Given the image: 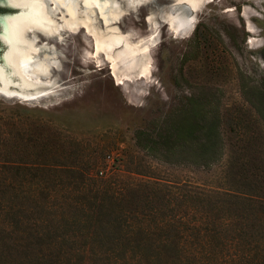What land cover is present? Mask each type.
I'll use <instances>...</instances> for the list:
<instances>
[{"label":"rangeland","instance_id":"rangeland-1","mask_svg":"<svg viewBox=\"0 0 264 264\" xmlns=\"http://www.w3.org/2000/svg\"><path fill=\"white\" fill-rule=\"evenodd\" d=\"M185 3L107 0V12L116 15L105 25L95 6L72 0L75 17L88 16L101 31L115 26L133 41L153 35L147 78L116 83L104 54L93 55V36L83 26L52 35L26 33L36 47L29 68L50 62L35 76L43 92L28 99L0 92V164L12 167L2 173L11 180L0 195L10 209L19 207L16 227L35 229L28 241L21 239V260L12 257L3 264L55 262L43 254L65 248L51 245L61 237L41 233L60 229L73 212L77 217L100 212V222L87 221L88 229L104 234L92 238L116 244L123 235L110 236L112 207L118 216H131L132 227L143 221L148 227L165 224L159 241H206L212 264H264V124L246 100L264 76V0H204L193 11ZM45 4L48 15L61 21L64 7ZM16 11L0 8L2 14ZM176 11L193 20L178 35L167 25ZM3 48L0 41V55ZM190 96L209 99L220 116L222 156L205 168L165 162L136 142L138 130H156L166 114L184 109ZM78 175L100 187L114 179L127 190L117 198L87 191L95 204H78L74 198L89 190L80 187ZM245 196L253 200L248 208L237 203ZM117 200L122 211L112 206ZM140 212L148 215L143 219ZM15 220L6 214L7 224ZM190 222L195 228L187 230ZM95 258L87 251L81 264H102Z\"/></svg>","mask_w":264,"mask_h":264},{"label":"trees","instance_id":"trees-1","mask_svg":"<svg viewBox=\"0 0 264 264\" xmlns=\"http://www.w3.org/2000/svg\"><path fill=\"white\" fill-rule=\"evenodd\" d=\"M250 95L251 97L246 100L252 105L264 124V76L261 78L260 88L254 92L250 91ZM216 107L209 99L190 96L184 109L181 108L179 111L166 114L156 130H138L136 133L137 145L153 157L171 164L209 167L217 163L222 156V139L219 129L220 116ZM10 168L12 167L4 163L0 164V188L10 184L11 178L7 181L8 177H2V173H8ZM14 168H18V166ZM80 176L78 175V184L82 188L86 185L89 190L84 188L86 191L74 198V200H79L78 204L89 206L95 204L86 196L85 192L87 191L95 197L108 194L110 198H117V195L127 190L125 183L114 179L104 181L103 186L100 187L97 182L91 183L88 177L81 178ZM252 201L251 198L245 196L242 200L238 199L237 203L245 204V208H248ZM119 202L120 200H117L112 206H118L122 211ZM114 208H110L111 211L108 212L112 215V223L109 227L111 230L110 236L118 233L120 236L123 235V240H117L118 237H115L116 244H113L115 241L107 243L106 239L94 240L92 235L103 236L104 233L99 228L90 231L87 221L94 219V221L100 222V212H96L97 216L94 211L92 215L82 214L81 217H77L73 212L72 215L75 217H70L69 220L63 222L60 229L51 227L41 233L48 236L58 233V236L61 237L60 243L51 242L53 243L51 245L53 248L65 247L55 251L48 250L43 255H50L51 259H54L55 262L50 264H56L59 258H64L62 264H81L83 255L87 251L93 254L96 257L95 260L100 261L102 264H212L209 258L211 247L206 241L198 245H188L185 240H182L179 244L159 241L158 239L164 235L162 229L165 224L158 227H148L143 221L141 225L132 227L127 223L131 216L125 214L118 216L113 211ZM19 211V207L15 209L7 207L3 203V196L0 195V264L12 257L18 259L17 261L21 260L22 250H18L24 243L21 239L28 241V237L32 235L30 231L35 229L34 226L19 225V227H16ZM135 211H126V213H135ZM7 213L12 214L16 219L14 225L5 222ZM140 214L143 219L148 215L145 212H140ZM189 224L187 230L195 228L194 224L196 223L190 222ZM15 231H20V235L13 236ZM38 236L39 233L37 232L34 237L38 238ZM151 236H155L154 240L156 242L149 241ZM73 244L76 246H71ZM93 245H97L98 250H94ZM40 246L41 243L38 247ZM13 247L17 256L12 252ZM161 252H167L168 258L163 256L165 259H161ZM186 254L189 257H184L187 256ZM70 258H73V260ZM75 260L77 261L73 262ZM32 264H35V262Z\"/></svg>","mask_w":264,"mask_h":264},{"label":"bare ground","instance_id":"bare-ground-1","mask_svg":"<svg viewBox=\"0 0 264 264\" xmlns=\"http://www.w3.org/2000/svg\"><path fill=\"white\" fill-rule=\"evenodd\" d=\"M45 1L63 6L61 21L48 15ZM86 8L95 6L105 25L116 13L106 10L107 0H80ZM185 1L191 11L197 10L204 0ZM7 5L19 8L17 12L0 16V41L4 44L0 55V92L16 95L21 99L31 98L41 92L42 83L35 76L43 73L44 63L38 62L31 69L29 63L36 52L34 40L27 37L29 30H37L45 35L57 33L64 27L73 32L84 27L93 36V55L103 53L109 63L110 74L116 83L132 77L147 78L150 73L149 48L153 35L136 41L129 35L117 31L115 26L101 31L91 24L88 16L75 17L72 0H6ZM185 3V4H186ZM53 7V6H52ZM193 23L183 12L169 14L167 25L173 34L178 35ZM40 63V64H39Z\"/></svg>","mask_w":264,"mask_h":264},{"label":"flooded vegetation","instance_id":"flooded-vegetation-1","mask_svg":"<svg viewBox=\"0 0 264 264\" xmlns=\"http://www.w3.org/2000/svg\"><path fill=\"white\" fill-rule=\"evenodd\" d=\"M0 8L3 9V10H7V9L10 8V6L7 5V4L4 2V0H0ZM4 13H6V12H3V14H4ZM0 14H2V13H0ZM0 28H1V27H0Z\"/></svg>","mask_w":264,"mask_h":264},{"label":"water","instance_id":"water-1","mask_svg":"<svg viewBox=\"0 0 264 264\" xmlns=\"http://www.w3.org/2000/svg\"><path fill=\"white\" fill-rule=\"evenodd\" d=\"M5 1H6V0H4V2H5ZM5 3H6V2H5ZM10 7H11V6H10ZM11 8H12V9H15V10H17V11H18V9H19V8H17V7H11ZM17 11H16V12H17ZM14 13H15V12H14ZM5 14H12V13H4V14H1L0 16L5 15Z\"/></svg>","mask_w":264,"mask_h":264},{"label":"built area","instance_id":"built-area-1","mask_svg":"<svg viewBox=\"0 0 264 264\" xmlns=\"http://www.w3.org/2000/svg\"><path fill=\"white\" fill-rule=\"evenodd\" d=\"M99 174H101V175H102V174H103V171H102V170H99Z\"/></svg>","mask_w":264,"mask_h":264}]
</instances>
